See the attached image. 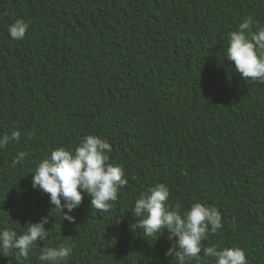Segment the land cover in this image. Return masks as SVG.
I'll return each instance as SVG.
<instances>
[{"label":"trees","instance_id":"trees-1","mask_svg":"<svg viewBox=\"0 0 264 264\" xmlns=\"http://www.w3.org/2000/svg\"><path fill=\"white\" fill-rule=\"evenodd\" d=\"M16 2L30 31L23 40L0 31V135H33L0 150V228L49 222L27 259L0 254V264H40V249L61 243L73 245L68 264H178L165 255L167 230L154 238L133 227L135 199L156 183L170 204L219 209L223 227L205 246L239 247L248 264H264V83L225 58L238 21L264 25V0ZM91 133L114 140L128 184L109 212L86 194L77 218L62 220L31 172ZM200 257L186 264H214Z\"/></svg>","mask_w":264,"mask_h":264},{"label":"clouds","instance_id":"clouds-1","mask_svg":"<svg viewBox=\"0 0 264 264\" xmlns=\"http://www.w3.org/2000/svg\"><path fill=\"white\" fill-rule=\"evenodd\" d=\"M29 20V16L18 13L16 0H0V31L7 30L11 39L23 40L28 36ZM112 37L109 34L96 37L101 45L98 49L101 51ZM227 41L225 58L232 62L235 71L247 81L264 83V25L248 16L238 21L236 30L227 33ZM22 134L33 135L20 129L0 135V150L19 142ZM116 150L114 140L104 133L85 135L75 148L57 147L31 172L32 187L48 194L52 209L62 220L77 218L86 194L91 197V209L107 213L128 184L123 167L114 157ZM27 155L25 151L18 152L12 167L22 163ZM169 198V188L156 183L139 194L131 211L137 218L133 227L142 229L144 236L158 238L167 230L173 244L165 255L175 256L178 264L200 260L201 252L204 257L213 258L214 264H248L242 248L204 245L209 233L215 234L223 227L218 208L201 202L184 208L180 201L170 204ZM48 222L46 215L39 222L29 221L20 234L8 227L0 228V254L13 257L18 252L27 259L37 242L48 238L45 228ZM72 251L73 245L69 243L45 246L37 259L40 264H68Z\"/></svg>","mask_w":264,"mask_h":264}]
</instances>
